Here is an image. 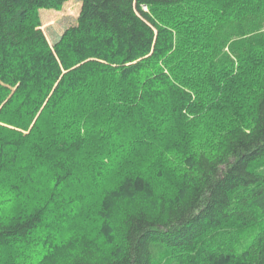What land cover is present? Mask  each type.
Returning <instances> with one entry per match:
<instances>
[{"label": "trees", "instance_id": "obj_1", "mask_svg": "<svg viewBox=\"0 0 264 264\" xmlns=\"http://www.w3.org/2000/svg\"><path fill=\"white\" fill-rule=\"evenodd\" d=\"M70 1L52 85L15 24ZM75 183L95 193L50 246ZM263 224L264 0H0V264H264Z\"/></svg>", "mask_w": 264, "mask_h": 264}, {"label": "rangeland", "instance_id": "obj_2", "mask_svg": "<svg viewBox=\"0 0 264 264\" xmlns=\"http://www.w3.org/2000/svg\"><path fill=\"white\" fill-rule=\"evenodd\" d=\"M79 9L80 4L78 1H70L69 3L63 4L60 7L57 8H48V7H37L32 10H25V12L21 15V17L17 20L15 24V35L17 36H25L30 38H36L41 37L45 40L46 46L48 51L51 53V56L53 57L55 63H52L50 65H46L44 63L38 64V71L40 75L43 78H50L52 80V85L57 83V81L61 78V76L65 73V69L62 66L61 60H60V52L62 48V34L64 31L77 24V19L79 16ZM108 47L107 45L99 44L98 47H95L93 49V53L95 57L89 58V60H104L103 57L108 55ZM42 53H44V50H42ZM56 85V84H55ZM54 85V87H55ZM81 174V173H80ZM112 170H106L105 175L102 176L101 181L105 182L106 180H111L113 176ZM83 176V175H81ZM80 176V177H81ZM77 178H79L77 176ZM42 179V178H40ZM80 180L83 179V177L79 178ZM43 180V179H42ZM105 180V181H104ZM43 184V181L40 182V184ZM84 183V182H82ZM41 184V185H42ZM79 184L75 183L74 186L77 188H74V190H70V187H66L63 191V193L67 194V196L75 195L76 199L77 197L80 198L78 202L67 204V202H70L69 198L61 199V196L59 197V201L56 202L55 208L61 207L60 209L63 210L62 207L65 205H68V210L65 211V225L64 223H58L59 218L56 219H50L47 217L46 219V225L44 227H41L42 229L40 232L36 235L37 239L41 240L42 236L44 235H50V246L51 244L59 245V243L62 242V239H69L72 235V229L71 225L75 221H81L83 216V212L85 207H89L90 198L92 200L94 195V189L90 190L87 189V187L78 186ZM103 185V184H102ZM71 186V185H70ZM101 186V185H100ZM99 188V187H98ZM97 188V189H98ZM62 195V193H61ZM86 204V205H85ZM9 206H12L10 203ZM11 208V207H10ZM53 208V206L51 207ZM49 208L46 212H48ZM13 212V210L8 209L5 210L4 215L8 216ZM67 218V220H66ZM89 218L87 222L84 224V226L80 227H86V228H98L97 227V221ZM97 221V222H96ZM105 225V222L103 223ZM101 225V222H100ZM262 227L264 226L261 225ZM260 225L256 226L255 229L248 231L247 234V242L251 243L252 239L256 235L259 230H261ZM93 232V234L96 233V230ZM62 232V233H61ZM74 234V233H73ZM55 236V239L53 237ZM90 237V236H88ZM35 238V236H34ZM65 240H63L64 242ZM42 242V241H41ZM62 242V243H63ZM70 242V241H69ZM249 245V244H248ZM50 248V247H49ZM240 251L244 250V246H239L238 248ZM39 249H34L31 251V248L27 250L26 256H21L20 259H18V262L14 260V264H32L35 260H39L41 258V254L43 253L42 250H44V247H41L39 252L37 251ZM41 251V252H40ZM49 251V249H48ZM5 253V252H3ZM12 253L15 255V252L12 250ZM19 253V252H17ZM13 254H11L13 256ZM11 256V257H12ZM27 257V258H26ZM13 260V258H11ZM9 260V259H8ZM35 261V262H36ZM13 263V261H11Z\"/></svg>", "mask_w": 264, "mask_h": 264}]
</instances>
